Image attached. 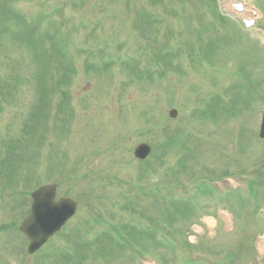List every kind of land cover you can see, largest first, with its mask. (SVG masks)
I'll list each match as a JSON object with an SVG mask.
<instances>
[{"label":"rangeland","instance_id":"1","mask_svg":"<svg viewBox=\"0 0 264 264\" xmlns=\"http://www.w3.org/2000/svg\"><path fill=\"white\" fill-rule=\"evenodd\" d=\"M0 1H8L9 5L12 1L11 5L25 10L32 18L41 16V24L34 31L43 35L41 40L46 48L54 43V35L58 42L55 46L65 51L51 60V66L62 73L67 67L74 69L69 85L65 86V96L59 95L58 85L49 75L50 104L41 109L45 127L23 133V127L30 124L28 120L35 111L33 106L40 99L34 74L44 64L35 58L34 49L41 51V48L29 47L32 45L22 25L10 19L1 21L0 150L23 135L32 143L26 142L27 148L15 145V155L4 172L10 175L12 171L16 176H0V264H45L49 263L52 253L71 250L67 247L68 234L58 235L30 255L27 253L29 242L18 231L30 209V191L48 182L57 183L58 198L70 196L79 203L76 216L65 229L82 227L83 232H96L91 219L97 212L117 226L122 218L125 222L154 224L160 227L158 235L162 236L165 232L162 218L150 201L144 198V215L140 213L136 219L129 211L119 213L112 202L138 199L142 186L156 183L164 197L174 195L172 184L166 180H180L168 170L174 172L187 151L184 147L172 146L162 155L159 145L178 129L190 135L187 145L204 154L208 168L217 170L207 172L210 175L225 170L235 172L236 168L237 173L252 172L264 162V138L259 137L264 109V97H261L264 0H224L219 8L223 14L213 11L206 0H130L129 7L128 0ZM240 4L244 5L243 11L236 10ZM141 6L161 15L162 23L155 28L159 29L160 44L155 46L171 43L184 49L173 63L179 67L169 69L154 81L146 77L154 65L147 58L151 52L149 43L143 28L136 31L133 27L135 8ZM238 18L254 24L246 28ZM81 20L83 23H79ZM145 24L141 21L138 25ZM122 30H127L130 36ZM188 46H216L209 52L213 60L201 61L199 54L192 59ZM170 52L163 49L161 54L165 57ZM246 70L250 72V79L261 81V85L256 87L258 93H249L251 104L243 107V112L219 121L193 116L196 108H206L205 102L215 95L230 100L237 86H247ZM6 81L14 82V86ZM250 85L253 86L247 87ZM171 108L178 111L174 119L169 116ZM243 131H246L244 136ZM142 142L151 145L152 153L146 159L150 168L145 167L147 174L141 177L146 164L135 158L133 152ZM231 157L238 158L235 167H229ZM198 171L195 173L202 177ZM216 186L237 188L242 186V178L227 177L217 181ZM197 197L199 209L204 202H215V205L199 210L197 221L184 231L178 229L175 237H182L180 243L184 244L178 241L174 248L176 259L169 258L165 264H188L185 257L192 252L219 257L237 246L241 235L253 237L255 234L252 255L238 264H264V219L246 225L253 220L250 201L238 202L233 194L220 200L213 196ZM239 209L245 211L244 216L239 215ZM154 216L155 222L151 223L149 218ZM185 240L190 244L186 245Z\"/></svg>","mask_w":264,"mask_h":264},{"label":"trees","instance_id":"2","mask_svg":"<svg viewBox=\"0 0 264 264\" xmlns=\"http://www.w3.org/2000/svg\"><path fill=\"white\" fill-rule=\"evenodd\" d=\"M206 1H209L213 11L216 10L220 12L216 0ZM11 2L9 5L8 1H0V7H3L2 12L0 11V23L1 21L10 19L11 21H15L22 25L23 32L26 34L25 37L32 45L29 47L40 46L41 51L34 49V56L41 64H44L42 68L34 74L36 80L35 84H37V93L39 94L40 99L36 104L37 106H33V110L35 111L28 120L30 124L24 126L22 129L23 133H27L28 129H35L37 131L38 127H45L41 116V109L50 104L49 94L51 93V88H49V86L51 87V84L48 78L49 75H52V79L58 85L57 90H59V95L65 96V86L67 84L69 85L74 69L73 67H67L65 72L67 74H65L62 73L59 68L51 66V60L56 57L57 54H63L65 51L61 46H55L58 42L54 35H52L54 43L52 46L46 48L45 42L41 40L43 35H41L40 32L38 33V31H34V29H37L41 24V16L32 18L20 10L19 7H16L14 4L11 5ZM127 3L129 7L130 0H128ZM144 7L145 6L135 8L133 27L136 31H141L143 28L142 31H144V37L147 38L149 43V49L151 52L147 54V58L151 62H154V65L152 63V66L146 72V77L154 81L158 76L166 74L169 69H176L179 67L174 66L173 63L181 56V52L184 49L183 46H172L171 43H169L170 45L165 46H155L156 44H160L158 38L159 29L155 30V28L156 25L159 26L162 23L160 19L161 15L148 12ZM220 14L222 13L220 12ZM141 21H144L146 24L144 26L138 25ZM79 23H83V20ZM122 32L127 33L128 37L130 36L127 30H122ZM36 33L38 39L36 38ZM47 35L51 37L50 34ZM171 36H175L174 32H171ZM178 43H180V40ZM41 46H43V48ZM215 47L216 46H188V50L190 51V57H192V59H194L195 54H199V60L202 61L206 58L211 62L213 59L209 57V52L213 51ZM217 47L220 48L221 46ZM161 49H169L171 52L164 57L161 54ZM137 71L142 74L138 69L136 72ZM246 73L247 86L249 84L254 86L250 85L249 88L251 91H249V88L245 86V84H242L235 88L230 96V100H225V97L222 98L219 95H215L210 101L205 102V104H208L206 108H196L193 116L200 120L208 119L219 121L229 119L233 115L238 116V114L243 112V107H247L251 104L249 101L251 99L249 98V93H258L259 89L256 87L261 85V81L250 79V72H248V70H246ZM142 77H144L143 74ZM6 82L9 85L14 86V82ZM15 87L18 88L17 84H15ZM261 93L263 94H261V97H264V91ZM38 122L40 125H38ZM245 133L246 131H243L242 136H244ZM241 138L243 139V137ZM188 139H190V135L186 134L184 130L178 129L170 134L166 141L159 145L162 155L168 153L172 146L184 147L187 151L181 156L180 163L178 164V167L174 169V172L168 170V172L170 171L175 175H178L177 179L180 180L177 182L166 180L170 185L172 184L174 195L171 194L168 198L166 196L164 197L160 185L156 183L151 186H142L141 189H139L141 190V194L138 199L131 197L129 199L125 198L122 201L112 202V207L118 209L119 213L122 210L129 211L136 216H132L136 219L140 213L141 215H144V213H142V201H144V198L150 201L149 204L157 209V214L162 218L161 225L165 228V232L162 236L158 235L160 227L154 224L147 223L146 225H143L135 223L132 219L130 222H125V219L122 218L121 224L117 226L113 221H108L103 215L96 212L94 214L98 215L92 216L91 219L93 226L97 227L96 232L92 234H90V231L83 232L82 227L73 230L71 228H69L70 230L64 229V233L61 232L59 235L65 236L68 234L67 247L71 250H58L52 253L49 263L45 264H113L117 261L119 264H143L145 258H152L159 262V264H165L169 258L175 260L176 254L174 248L177 247L178 241L180 243V240L182 239V237L178 239L179 235L177 236V239L175 237V234L178 233V229L180 228L184 231L185 227H189L197 221L199 218V210H206V206L209 204L215 205V202H209L208 204L204 202L199 209L197 208V201L199 198L197 196H213L216 200H220L222 198H228L233 194L238 199V202L250 201L249 203H251V214L253 218L249 217L253 220L247 221V226L253 224L256 220L259 222L262 221L260 219H264V207L262 206L264 203V162L252 172L237 173L238 168H236L237 171L235 172L225 170L222 173L221 171H218L217 174L210 175L207 172H217V170L208 168L209 163L207 162V158L204 160V154L202 152H197V148L192 146L189 147L187 145ZM26 142L32 143L30 139H25V135H23L21 139L10 141L6 144L7 146L5 150H0V176H6L8 178L9 176H16L12 171L10 172V175L4 171L6 170L9 161L11 162L13 159V155H15V145L25 146L27 148ZM4 151H6L5 154ZM159 155L160 154H158V156ZM230 159L231 162L229 167H235V162L238 158L235 159L234 157H231ZM141 162L146 164L140 174L142 177L147 174L145 167H148L146 169L149 170L150 164L147 160ZM196 169L199 170L198 172L202 175L203 179L198 173H195ZM166 173L167 172H165L164 175H166ZM225 176L243 177L245 180L244 188L219 191L213 186L212 182L215 179H220ZM174 190H176V193ZM237 211L241 217L245 215V211L242 212V209ZM111 214L112 216H115L113 212ZM155 218L156 216H154V218L150 217V222L154 223ZM11 225L12 224L6 225L5 227ZM255 239L256 234L253 237L241 235L236 242L237 246L232 247L230 251H227L222 256L214 257L211 255H201L197 257L196 255L189 253L185 257V262L188 264H238V262L241 259H244L247 255H252ZM185 243L186 245L190 244L187 240H185ZM183 246L186 247L185 245Z\"/></svg>","mask_w":264,"mask_h":264},{"label":"water","instance_id":"3","mask_svg":"<svg viewBox=\"0 0 264 264\" xmlns=\"http://www.w3.org/2000/svg\"><path fill=\"white\" fill-rule=\"evenodd\" d=\"M177 110L170 111L171 117H176ZM260 136L264 137V110L262 114ZM151 153V146L147 143L139 144L134 150L135 157L145 159ZM57 186L45 184L31 192L32 203L30 213L25 217L19 230L29 240L27 252L34 254L40 250L51 238L60 232L68 220L72 218L78 203L69 197L56 199Z\"/></svg>","mask_w":264,"mask_h":264}]
</instances>
